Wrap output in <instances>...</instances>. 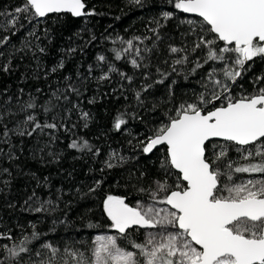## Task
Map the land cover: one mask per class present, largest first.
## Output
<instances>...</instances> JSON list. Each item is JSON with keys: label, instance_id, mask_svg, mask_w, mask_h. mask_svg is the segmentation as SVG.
<instances>
[{"label": "trees", "instance_id": "1", "mask_svg": "<svg viewBox=\"0 0 264 264\" xmlns=\"http://www.w3.org/2000/svg\"><path fill=\"white\" fill-rule=\"evenodd\" d=\"M23 2L0 0V38L10 37L0 45V113L4 114L0 137L4 125L13 129L27 114L36 115L41 123L55 122L58 127L37 130L30 137L10 134L7 142L0 138V233L13 238L0 239V245L11 246L33 231L41 234L29 244L32 251L21 254L20 261L5 259L6 252L0 248V262L27 264L37 259L35 252L42 244L50 242L60 249L58 259L67 258L69 264H75L65 248L91 259L97 235L119 236L109 227L111 221L103 211L107 195L125 197L126 203L135 206L138 201L151 202L139 189L154 188V181L165 178L170 185L176 184L177 172L170 169L166 174L161 167L166 147L146 155L142 142L168 123L181 104L196 102L205 92L209 72L215 70L214 78L223 80L225 64L204 63L203 47L193 51L200 32L198 27L193 32L194 26L187 21L199 25L200 18L185 16L167 0H142L140 5L133 0H85L90 15L76 18L62 13L31 18L21 14L11 27L8 22ZM165 11L173 15L165 19ZM128 40L133 41V47L125 52ZM217 44L224 46L220 41ZM171 47L182 51L172 53ZM99 56L105 60L100 61ZM184 57L185 62L174 63ZM133 59L139 67L131 63ZM232 60L234 54L228 63ZM197 62L202 66L196 67ZM5 64L9 65L7 72L2 70ZM105 74L107 78L100 79ZM261 77L264 59L257 57L235 83L227 81L231 96H245L264 87V80H258ZM69 85L78 91L69 90ZM30 99L36 108L20 112V106ZM220 103L223 101L216 106ZM45 107L51 110L45 113ZM83 112L89 114L87 118H82ZM117 117L125 121L119 130L114 127ZM28 127L30 130L31 125ZM73 140H87L91 150L69 148ZM212 144L218 145L216 152L220 146L227 148V156L216 162L222 173L230 171V161L236 162L233 167L249 162L241 159L240 146L233 142L212 141L210 151ZM244 147L255 151L254 146ZM106 162L114 166L108 168ZM231 174L234 183L262 177L259 173ZM221 182L228 183L226 175L221 176ZM41 204L47 211L35 212ZM149 230L132 228L118 242L136 251L130 242H143Z\"/></svg>", "mask_w": 264, "mask_h": 264}, {"label": "snow or ice", "instance_id": "2", "mask_svg": "<svg viewBox=\"0 0 264 264\" xmlns=\"http://www.w3.org/2000/svg\"><path fill=\"white\" fill-rule=\"evenodd\" d=\"M133 2L142 4V0ZM167 2L182 13L195 14L200 18L199 25L193 20L187 21L194 26L193 32L197 27L200 32L193 51L202 47L205 49L204 63L223 61L225 66L221 72L224 79L214 78L215 70L209 72L205 92L199 95L196 102L181 104L175 110L176 115L169 117L168 123L157 128L142 142L145 154L153 152L157 146H166V157L161 161V167L166 174L170 169L177 170L176 184L170 185L165 178L154 181V188L139 189L148 194L151 202L145 204L138 201L135 206L126 203L125 197L107 195L103 200V211L111 221L109 227L117 230L119 236L97 235L91 259L68 248L64 251L75 258V264H264V87L245 96L232 97L227 82H235L242 75L246 62L257 57L264 59V0ZM53 13H70L74 17L92 14L87 10L85 0H24L22 6L15 8L8 23L15 27L21 14L43 18ZM162 15L167 19L173 12L165 11ZM12 34L15 35V32ZM34 34L29 33L30 36ZM9 40V36L0 38V45ZM217 41L223 42L224 46L220 47ZM126 43L128 48L123 49L125 52L133 47L132 40ZM38 51L42 53L44 49L38 48ZM139 51L136 49L137 55ZM170 51L177 53L182 49L171 47ZM231 54H234V60L229 64ZM116 57L120 58L119 51ZM98 59L104 61L105 57L99 56ZM186 60L187 57H184L174 63L181 64ZM131 63L139 67L135 59ZM201 66L197 62L196 67ZM59 67H63L62 62ZM2 70L9 71V65L5 64ZM106 78V74L100 77ZM127 79L131 80V77ZM258 80H264V77ZM69 90L78 91L71 85ZM53 95L56 96L55 93ZM136 95L139 99L140 94ZM64 98L67 99L66 96ZM220 101L223 103L216 106V102ZM35 108L34 100L30 99L20 106L19 111L26 113ZM50 110V107L44 108L45 113ZM81 115L87 118L89 114L83 112ZM3 117L4 114L0 113V122ZM124 123L117 117L114 127L119 130ZM57 127L55 122L41 123L36 115L27 114L13 129L4 125L0 138L7 142L10 134L30 137L37 130L43 132ZM213 138H222L240 146L237 151L242 153L241 159L249 162L233 167L236 162L230 161L227 165L230 171L222 173L216 162L227 156V148L220 146L219 152H216L218 145L212 144L210 151L208 145ZM68 146L91 150L87 140L79 143L73 140ZM244 146H254L255 151ZM256 157L260 159L251 162ZM9 158H12L11 154ZM113 166L107 163L108 168ZM233 172L259 173L262 177L234 183ZM222 175H226L228 183L221 182ZM32 198L29 197V201ZM34 211L39 213L47 211V208L41 204ZM133 226L156 230L148 231L143 242H130L136 251L122 247L118 242L120 238L127 237ZM40 235L33 231L31 236L26 235L11 246L0 245L6 252L5 259L20 261L21 254L31 252L29 244L38 240ZM0 239L13 238L0 233ZM59 252L60 249L50 242L44 243L35 252L37 259L27 264H69L67 258L58 259Z\"/></svg>", "mask_w": 264, "mask_h": 264}, {"label": "water", "instance_id": "3", "mask_svg": "<svg viewBox=\"0 0 264 264\" xmlns=\"http://www.w3.org/2000/svg\"><path fill=\"white\" fill-rule=\"evenodd\" d=\"M53 14H62V13H53ZM53 14H49L48 16L53 15ZM67 14H70V13H67ZM183 14H184L185 16H188V17L199 18V17H197L195 14H186V13H183ZM46 17H47V16H46ZM76 18H81V17H76ZM248 63H250V62H246L245 66H246ZM238 78H239V77H237L236 81L238 80ZM236 81H235V82H236ZM235 82H232V83H235ZM212 141H223V139H222V138H213ZM163 146H165V145L157 146V148L154 149L153 152L148 153V154H146V155H152L157 149H159V148H161V147H163ZM165 147H166V146H165ZM174 170H175V169H174ZM175 171L177 172V170H175ZM133 228H139V227H138V226H133Z\"/></svg>", "mask_w": 264, "mask_h": 264}, {"label": "rangeland", "instance_id": "4", "mask_svg": "<svg viewBox=\"0 0 264 264\" xmlns=\"http://www.w3.org/2000/svg\"><path fill=\"white\" fill-rule=\"evenodd\" d=\"M145 204H147V202H143ZM159 207H168V206H165V205H158ZM149 231H156V230H149ZM148 232V231H147ZM105 235H109V234H105Z\"/></svg>", "mask_w": 264, "mask_h": 264}]
</instances>
